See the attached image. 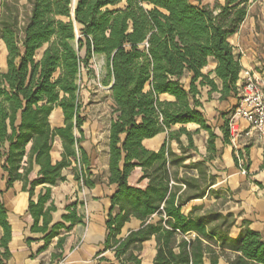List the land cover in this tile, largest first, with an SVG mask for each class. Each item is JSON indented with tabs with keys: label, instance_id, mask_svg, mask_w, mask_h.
I'll list each match as a JSON object with an SVG mask.
<instances>
[{
	"label": "trees",
	"instance_id": "16d2710c",
	"mask_svg": "<svg viewBox=\"0 0 264 264\" xmlns=\"http://www.w3.org/2000/svg\"><path fill=\"white\" fill-rule=\"evenodd\" d=\"M24 1L23 12L17 1L0 4V41L6 51V71L0 73V159L5 189L20 181L22 191L28 193L31 231L44 235L42 250L56 237V248H61L64 238L59 233L82 223L77 214L82 203H74L64 207L62 221L68 227L50 226L55 212L50 187L65 181L62 170L74 163V181L87 189L98 182L90 179V159L79 147L85 118L80 116L78 82L82 70L90 71V62L100 55L105 58L101 84L111 93L114 115L107 179L115 191L103 246L111 250L115 264H141L142 244L151 238L156 243L152 264H218L219 259L226 264H264V241L258 234L245 228L232 239L228 231L233 222L228 216L209 213L191 218L181 213L187 201L204 193L181 199L182 187H197L171 172L186 157H177L166 144L157 152L142 145L176 125L193 123L208 132L207 148L214 150L215 136L199 100L204 87L209 94L218 93L219 101L236 102L222 115L223 142L229 143L227 116L239 100L241 65L228 40L245 20L249 0L221 4L215 0L212 7L202 0H75L74 9V0ZM210 59L215 68L205 74L202 70ZM162 95L173 101H161ZM54 108L62 112V127L49 124ZM180 134L190 138L181 128L169 132V140L177 141ZM55 139L61 141L63 151L61 160L52 164ZM34 166L38 173L29 179ZM135 168L142 170L141 180L148 181L144 190L127 183ZM39 186L46 188L34 202ZM131 218L140 222L139 228L119 238ZM10 241L11 226L0 200V264L11 258Z\"/></svg>",
	"mask_w": 264,
	"mask_h": 264
},
{
	"label": "crops",
	"instance_id": "0c3cea01",
	"mask_svg": "<svg viewBox=\"0 0 264 264\" xmlns=\"http://www.w3.org/2000/svg\"><path fill=\"white\" fill-rule=\"evenodd\" d=\"M230 45L235 54L240 56L241 73L250 70L264 82V0H249L247 15L237 33L229 38ZM42 51L37 52L40 58ZM83 56V53H82ZM93 59L104 61V56H94ZM6 51L0 41V73L6 71ZM215 62L210 59L208 65L202 70L203 73L212 72ZM105 73V72H104ZM103 73V75H104ZM241 73L238 84H240ZM85 80L84 70L79 77ZM210 78L215 79L214 74ZM185 88H188L189 80H183ZM186 82V84H185ZM79 83V82H78ZM109 87L112 80L108 81ZM219 85V81L215 79ZM108 104L111 112L105 116H92L91 110L94 105H83L81 102L82 92L79 91L80 116L85 118L81 127L82 142L79 147L90 159V179L98 182L91 189L83 187L74 181L73 167L62 170L65 177L63 183L50 187L51 202L55 212L51 213L50 226L63 223L65 227L69 223L62 221L66 214L64 207L69 204L77 205V214L82 217V223L74 225L68 232L61 231L59 237L64 238L62 247L57 249L58 238H54L46 249L44 247V235L31 231L33 220L28 213L29 196L22 191V183L16 181L8 190L5 189V174L1 170L0 159V189L3 194L0 200L7 211V221L11 226V241L8 245L11 258L6 264H109L114 263L111 250H106L103 242L106 236L105 222L110 209V197L115 191V186L108 183V139L109 127L113 115V104L108 87ZM220 95L216 92L209 94L208 88L200 90L201 112L207 126L215 136L213 141L214 150H208V132L201 130L196 124L176 125L170 131L160 133L152 139L142 142L148 151L157 152L166 144L177 157L184 156L187 159L180 167H171V172L178 178L187 179L197 183V187H182L181 199H186L204 190L202 197L191 199L181 208L185 217L195 218L206 216L209 213H217L222 217L228 216L233 222L228 231V236L235 239L241 230L247 228L258 234L264 241V148L258 143L254 134L244 137L248 130L247 125L239 122L241 137L237 140V148L230 143L223 142L222 127L224 125L223 113L228 111L235 100L219 101ZM161 101H173L168 95L159 97ZM97 107V106H96ZM51 128L63 126V116L59 108H54L50 117ZM181 128L189 133L190 138L184 134L169 140V132H178ZM74 135L80 137L74 130ZM191 144V147H189ZM62 145L59 139H55L50 158L52 164L61 160ZM241 153L244 158V169L247 174L240 173L236 159ZM24 162L26 159L23 160ZM184 166L188 167L185 168ZM39 168L33 167L29 179H35ZM143 173L140 168H135L127 178L129 186L144 190L147 180H141ZM46 186H39L34 191L32 200L35 202L40 193H44ZM156 220V216L152 217ZM41 225L39 221L38 226ZM140 222L131 218L120 231L119 238H124L128 232L137 230ZM194 236V235H193ZM156 254L154 238L142 244L139 258L141 264H152ZM107 261L109 263H107ZM205 264H208L205 262ZM218 264H226L223 259Z\"/></svg>",
	"mask_w": 264,
	"mask_h": 264
},
{
	"label": "built area",
	"instance_id": "2783aa9c",
	"mask_svg": "<svg viewBox=\"0 0 264 264\" xmlns=\"http://www.w3.org/2000/svg\"><path fill=\"white\" fill-rule=\"evenodd\" d=\"M237 104L227 116V129L229 143L237 148V140L241 137L239 122L243 121L248 130L243 134L249 137L254 134L258 143L264 148V82L254 72L244 70L241 73ZM237 164L242 175L247 172L244 169V158H238Z\"/></svg>",
	"mask_w": 264,
	"mask_h": 264
},
{
	"label": "rangeland",
	"instance_id": "374dc122",
	"mask_svg": "<svg viewBox=\"0 0 264 264\" xmlns=\"http://www.w3.org/2000/svg\"><path fill=\"white\" fill-rule=\"evenodd\" d=\"M17 1V4L20 7V11L23 12L21 6L25 5L24 0H0V4L2 2H13ZM220 4L223 3V0H217ZM215 3V0H202L203 5H207L212 7ZM124 4H120L117 8H122ZM91 69L90 71L84 70L85 80L80 78L79 86L80 91L82 92L81 102L83 105L88 106L94 105L91 110L92 116L104 114L108 115L112 108L109 107V100L107 95V89L101 84L102 76L104 73V61H100V59H93L90 62ZM186 84V82H185ZM97 106V107H96Z\"/></svg>",
	"mask_w": 264,
	"mask_h": 264
},
{
	"label": "water",
	"instance_id": "95a60500",
	"mask_svg": "<svg viewBox=\"0 0 264 264\" xmlns=\"http://www.w3.org/2000/svg\"><path fill=\"white\" fill-rule=\"evenodd\" d=\"M74 5H75V0L73 1V9H74ZM72 20L74 21V16L72 14Z\"/></svg>",
	"mask_w": 264,
	"mask_h": 264
}]
</instances>
